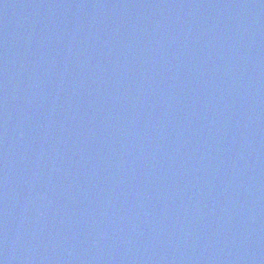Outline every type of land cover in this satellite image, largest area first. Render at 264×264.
I'll return each instance as SVG.
<instances>
[{
  "label": "water",
  "instance_id": "obj_1",
  "mask_svg": "<svg viewBox=\"0 0 264 264\" xmlns=\"http://www.w3.org/2000/svg\"><path fill=\"white\" fill-rule=\"evenodd\" d=\"M0 264H264V0H0Z\"/></svg>",
  "mask_w": 264,
  "mask_h": 264
}]
</instances>
